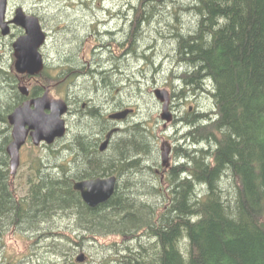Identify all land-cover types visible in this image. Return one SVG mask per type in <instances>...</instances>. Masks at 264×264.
Wrapping results in <instances>:
<instances>
[{"label": "trees", "instance_id": "trees-1", "mask_svg": "<svg viewBox=\"0 0 264 264\" xmlns=\"http://www.w3.org/2000/svg\"><path fill=\"white\" fill-rule=\"evenodd\" d=\"M175 1L139 0L128 6L133 14L128 31L131 53L137 55L144 43L140 27L150 25L163 3L174 6ZM179 8L196 21L187 31L167 22L173 29L176 62L183 68L176 77L186 88L211 93L215 109L208 114L188 110L184 122L179 121L187 129L181 138L190 143L175 146L179 160L161 165L163 177L149 164L155 136L143 123L117 133L110 147L101 151L92 133L106 121L96 117V110H83L84 115L90 113L89 119L84 117L82 130L65 148L71 161L64 152L65 160L56 152L36 154L21 173L19 192L7 152L12 140L8 115L29 97L19 87L31 76L16 73L13 65L11 71H0V82L12 88L8 92L1 86L7 93L0 98V237L12 228L55 236L48 245L51 253L36 252L32 264H79L68 245L84 233L121 238L104 245L108 253L99 264H264V0H193ZM81 70L70 65L65 76L74 78ZM88 73V85L108 75L91 68ZM114 74L120 75L117 69ZM35 77L44 82L54 78L46 68ZM44 91L43 85L35 84L30 96ZM147 169L156 177H146ZM114 174L115 193L97 207L89 206L74 189L76 180ZM145 194L159 200L151 202ZM56 215L69 216L74 221L71 230L56 233L51 224L42 230ZM58 238L68 240L65 250L62 242H55ZM136 240L138 246H132Z\"/></svg>", "mask_w": 264, "mask_h": 264}, {"label": "rangeland", "instance_id": "rangeland-1", "mask_svg": "<svg viewBox=\"0 0 264 264\" xmlns=\"http://www.w3.org/2000/svg\"><path fill=\"white\" fill-rule=\"evenodd\" d=\"M9 1L10 4L8 3V18L13 17L15 14L14 11L16 8H18V6L22 7L26 12H37L39 13V18L43 28L47 33H49L48 41L43 46L42 52L45 58V68L47 69L49 76H54V78H50L48 83L41 81L35 76H31L29 78H25L24 82L27 83L26 85L30 88V90L33 86H35V84L43 85L45 90L47 87L50 89V95L52 97L64 99L66 85H69L73 91L81 93V87L88 85L86 82L85 84L84 81L92 80L90 77L86 78L85 76L81 77L80 75L69 79V75H67L68 77L65 76V71L68 70L70 65H75L76 67L80 66L81 68L85 69L84 71L93 67L90 65L91 60L94 58V54H92L91 51L95 49L100 52L101 50L99 48L96 49L97 46H95V43H98L99 41H108V37L104 34L100 35L98 33V29L100 32L104 33L110 26V23L105 26V24H99L97 21L110 22L111 20L115 22L114 24L118 22L122 25L126 21V28L127 31H129V22H127L125 19H122L124 17H128V20H131L133 14H131L129 11L128 6H131V4L136 6V2L139 0ZM191 1L193 0H176L174 6L170 2H167L166 4L163 3L161 5L162 7L158 9L154 19L150 21V25L146 24L144 26L147 29H144L145 40L140 49L141 52L143 49L147 48L149 43L155 45L154 50L157 54L155 55L157 67L154 69V66H146L143 59H139L137 55L130 53L132 58L129 57L128 60L126 59L127 66L125 68V76L124 78L122 77L124 79L123 82L125 83L126 88L121 87V85H116L115 87L116 98L114 107L126 106L136 108V116H134L133 119H130L129 126H132L135 123H143L149 129V132L155 136V153L149 157V164H154V168H156V166L159 164L163 165L161 147L165 146V143L167 142H169V144L172 146H176L177 144L185 145L186 141H183L181 137L182 134H184L183 132L187 130L185 128V124L180 125V122H183V120H179L180 122L178 121L177 123H172L166 122L161 118L162 102L156 97L154 92L155 89H167L171 93V99L172 97L175 98L177 112L181 118L187 117L188 110H196L198 112L200 111L204 113L212 112V109H215L214 99L211 93L207 91L200 92L193 88H186L183 84L184 82L176 77L182 74L183 68L179 67L180 65H178L176 62L175 42L174 38L171 36V30L173 29L169 27L167 22L173 21L177 23L180 28L183 27L185 31L193 30L196 21L195 16L189 11L179 8V6L182 7L188 5L191 3ZM86 8L88 10H86ZM94 21L96 22L94 23ZM95 28H97L96 31ZM21 30V28H16L13 30L15 35L13 34L7 37L3 36L0 32V71H2V69L11 71V65H13L14 71L16 72L14 66L15 57L13 54L12 43L15 37L20 34ZM90 34H93L94 36H91ZM162 34H164L166 37L160 36ZM92 47L94 48L92 49ZM84 49H86V51H84ZM103 54L98 53L95 58L102 56L103 60H106V57H108L107 51H105ZM137 62L139 64H137ZM143 67L145 68L143 69ZM0 77H2V75H0ZM116 77L113 79L114 82L118 81L117 79L119 76ZM55 78L59 79L56 80ZM2 85L7 87L6 83L0 82L1 99H3L7 93L6 89L1 87ZM91 85L92 83H90L88 86ZM183 89L185 91L182 92ZM7 90L10 92L12 90L11 86H8ZM176 92L177 94H175ZM119 101H124L125 104L123 105L119 103ZM79 105L81 106V103L72 104L74 108H79ZM212 105H214V107ZM191 106L192 109H190ZM70 119L73 130L71 135H74V133L82 130L81 125L83 124L85 118L84 116H81V119L83 120H80L79 116L71 115ZM165 124H167V126H165ZM92 134L94 135L95 132ZM65 142L66 140H63V138L58 139L52 145V148L45 147L44 145L35 147L32 142L25 144L21 150V163L15 178V188L19 192L23 190L20 185V182L22 181L21 173L28 168L29 163L31 164L36 154L40 152L44 155L56 152V154H60L59 157L63 160L67 158L66 161H71L72 155L68 154L69 151L65 149ZM63 152L66 158L62 155ZM174 156V152H171L169 157L170 164H173L175 161L179 160ZM145 173L146 177H150V174L153 173L154 177H156L153 169H147ZM152 178L153 177H151L150 180H152ZM144 197L147 199L149 198L151 202L159 200L158 196L155 194H145ZM51 220L56 221L55 225L50 223L52 225L51 227H53L52 230H54L56 233L61 232L65 234V232L71 230L69 226H74L71 224L74 221L69 216L56 215L54 218H51ZM42 227H44L42 230H49V227H47L46 224L42 225ZM78 236L80 237L75 236L74 241H70L69 245L67 244L68 240L65 238H58L55 240V242H62L63 250H65L66 245L73 247L72 252L74 260L79 255V253L85 252L87 258L85 262L79 264H99V262L102 260V256L108 253V251L106 252L104 249V245L108 247L114 242L117 243L121 241V238L117 237L116 235H108L103 237L95 236L93 238L92 235L84 233L82 236ZM54 237V235H50V237H42L40 235V230L12 228L4 236L0 237V264H32L36 252L40 254L51 253L47 252V250L49 248L48 245L54 241ZM139 241L140 240L131 241L130 244L132 246H138ZM52 255L56 258L57 253L52 252Z\"/></svg>", "mask_w": 264, "mask_h": 264}, {"label": "water", "instance_id": "water-1", "mask_svg": "<svg viewBox=\"0 0 264 264\" xmlns=\"http://www.w3.org/2000/svg\"><path fill=\"white\" fill-rule=\"evenodd\" d=\"M9 0H0V32L3 36H10L13 27H21L24 33L14 39L12 43L15 57V70L18 74L37 76L45 69V58L42 52L47 42V32L43 28L39 16L27 13L18 7L12 18H8ZM20 91L25 96H30L31 90L27 85H20ZM156 97L162 102L161 118L166 122L173 119L170 111L171 93L167 89H155ZM69 110L67 101L50 95L47 87L43 94L25 99L16 106L8 115L12 126V140L8 144L7 152L10 157L11 174L16 176L21 163V149L30 138L35 146L42 144L51 145L67 133L65 114ZM130 109L116 112L111 115L117 120L125 119L131 112ZM118 128L110 131L100 149H107L110 139ZM170 145V144H169ZM172 149L165 145L161 148L162 163L169 166V157ZM118 177H97L78 180L74 189L81 193L83 200L91 207L107 202L115 193ZM87 256L79 253L76 262H85Z\"/></svg>", "mask_w": 264, "mask_h": 264}, {"label": "flooded vegetation", "instance_id": "flooded-vegetation-1", "mask_svg": "<svg viewBox=\"0 0 264 264\" xmlns=\"http://www.w3.org/2000/svg\"><path fill=\"white\" fill-rule=\"evenodd\" d=\"M28 13H32V14H35V15H38L39 16V13H37V12L30 11ZM124 19L127 20V22H129V24H131V20H128L129 19L128 17H124L122 20H124ZM151 20H153V19H150V21ZM146 21L147 20L142 19V22H146ZM95 22L96 21H94V23ZM97 22L99 24H102V25L105 24V26L110 23L109 28H107L108 30L105 31L106 33L105 32L104 33H101L99 31V29H98V33L100 35H102V34L106 35L108 37V41L107 42H100L99 41L98 43H95V46H97L96 49L99 48L101 50H100V52H98L97 50L93 49L94 47H92L93 51H91V53L94 54V58L91 60L90 65L93 66L91 69H96V70H100V71H109V72H108V75H107L106 79H102L100 82H97L96 81L91 86H87V85H84V87L82 86L83 88L81 87V89H82V92L81 93L80 92L73 91L70 88L69 85H66L65 86L64 99L67 101V103L69 105V110H68V112L64 116L65 117V120H66V125H67V133L63 137V140H66L65 147L67 149H68V146H67L68 142L70 141L69 143H71L72 140H73V135H71L73 133L72 126H71L72 122H71V119H70L71 115H74V116L78 115L80 117V120H82L81 119V116H84L85 118H88L89 117V114H90V113H87V115L86 114L84 115L82 113L83 110L84 111L96 110L97 111L96 116L99 117L101 120L106 121L105 122L106 125L103 128H100V129H96L95 128V130H94V132H95L94 137H96L97 139H99L98 140L99 141V148H100L102 142L106 140V137H107V135H108V133L110 131L114 130L115 128H118V130L116 131V134L119 133V132H121V131H124L126 128L129 127L130 119H133L134 116H136V108H129V107H126V106H122V107L117 106V107H114V102H115V98H116L115 85H122L123 88L125 87V83L123 82V80H124L123 78L125 76V68L127 66L126 65V62L127 61H125V60L126 59L127 60L129 59L130 53H131V51L129 50V41L130 40H127L129 38L127 37L128 36V31H127V28H126V21H125V23L123 25L120 24V23H118V22H116V24H114L115 22H113L111 20H110V22H108V21H104V22L97 21ZM145 25L146 24H144L143 26L140 27L142 29V31H144V29H147L146 27H144ZM16 28H21V27H13V30L16 29ZM21 29L22 30L20 31V34L19 35H21L22 33H24V29L23 28H21ZM96 30H97V28H95V31ZM13 34L15 35V33H13ZM19 35H17L15 38H17ZM90 35L91 36H94L93 34H90ZM48 37H49V33H47V41H48ZM141 44L143 45V42H141ZM123 45H124V47H123ZM141 47L142 46L138 47L139 48L138 49L139 53H137V54H138V56L143 57L142 59H143L145 65L146 66L148 65V66L157 67L156 56H155L157 54H156V51L154 50L155 45L149 43L148 46H147V48L143 49L140 52ZM104 49H106L107 50V53H108V57H106V60H103L102 56H100L98 58H95L98 55V53L103 54L106 51ZM84 51H86V49H84ZM110 52L112 54H110ZM109 56H111V57L113 56L112 57L113 59L111 57H109ZM114 56H116L119 59L118 62L115 61V57ZM123 56L126 57V58H124ZM121 59H123L124 61H121ZM100 61H101V63H100ZM118 67H119V73H120V75H119V78L117 79L118 82L115 83L114 80H113L114 77H115L114 76L115 75L114 72H116V69H118ZM82 69L83 70L80 71L81 72V75L80 76H85L86 77L87 75H89L88 70L84 71L85 69L84 68H82ZM143 69H144V67H143ZM121 75L123 77L122 78L123 80L121 79ZM98 96H100V97H98ZM30 97H33V96H29L28 98H30ZM94 97H96V98H94ZM98 99H99L100 102L98 101ZM92 102H94V103L92 104ZM73 103H76V104L81 103V106L79 105V108H77V107L74 108L72 106ZM119 103H121L123 105L125 104L124 101H121V102L119 101ZM104 105H106V106H104ZM176 105L177 104L175 103V98L172 97L171 103H170V111H171L172 116H173V119L171 121L172 123H177L180 119L183 118V117L181 118L178 115L177 108H176L177 106ZM91 106H92V108H91ZM126 108L127 109H130V110L132 109V111L130 112V114L125 119L117 120V119L111 118V115L112 114H114L116 112H119L121 110L123 111ZM190 109H192V106H191ZM165 126H167V124H165ZM116 134L114 132L112 136H116ZM111 139H112V137H111ZM111 139H110V142H111ZM28 142H32V140L29 138L28 141H27V143ZM110 142H109V145H108L107 148L110 147ZM165 145L170 146L171 149H172V152H174L175 146H172L171 144L169 145V142L165 143ZM160 168H162V166L160 164L156 166V173L159 174V175H162V177H163V171L164 170H163V168L162 169H160ZM106 177H108V176H106ZM86 179H91V178H86ZM83 180H85V179H83ZM76 181H78V180H76ZM50 223H52L53 225H55L56 224V221L55 220H51L48 224H46V226H49Z\"/></svg>", "mask_w": 264, "mask_h": 264}, {"label": "bare ground", "instance_id": "bare-ground-1", "mask_svg": "<svg viewBox=\"0 0 264 264\" xmlns=\"http://www.w3.org/2000/svg\"><path fill=\"white\" fill-rule=\"evenodd\" d=\"M192 2V1H191ZM198 2V1H197ZM115 3V2H114ZM9 4H10V1H9ZM36 7V6H35ZM86 10H88L87 8H86ZM16 11V10H15ZM14 11V12H15ZM28 13V12H27ZM69 16H71V15H69ZM78 17V16H77ZM53 19V18H52ZM65 19V18H64ZM71 19V18H70ZM73 21V20H72ZM70 22H71V20H70ZM48 23V22H47ZM73 23V22H72ZM68 25V24H67ZM72 25V24H71ZM69 26V25H68ZM70 27V26H69ZM69 29V28H68ZM70 30V29H69ZM104 31V30H103ZM69 32V31H68ZM102 33V32H101ZM106 33V32H105ZM113 33V32H112ZM118 33V32H117ZM71 34H72V31H71ZM70 35V34H69ZM131 36V35H130ZM134 36V35H133ZM132 36V37H133ZM105 37V36H104ZM119 37V36H118ZM128 37V36H127ZM111 38V37H110ZM125 38V37H124ZM112 39V38H111ZM118 39V38H117ZM127 40H129V39H127ZM118 41V40H117ZM116 41V42H117ZM136 42V41H135ZM112 43V42H111ZM128 43V42H127ZM125 44V43H124ZM139 44V43H138ZM120 47V46H119ZM123 47H124V45H123ZM135 47V46H134ZM115 48V47H114ZM117 48V47H116ZM133 48V47H132ZM130 49V48H129ZM139 49V48H138ZM104 50H106V49H104ZM107 51V50H106ZM131 51V50H130ZM122 52V51H121ZM132 52V51H131ZM110 54H112L111 52H110ZM104 55V54H103ZM108 55V54H107ZM136 55V54H135ZM138 55V54H137ZM109 57H111V56H109ZM113 57V56H112ZM111 57V58H112ZM124 57V56H123ZM131 57V56H130ZM134 57V56H133ZM124 58H126V57H124ZM132 58V57H131ZM139 58V57H138ZM113 59V58H112ZM101 60V59H100ZM137 60V59H136ZM102 61V60H101ZM101 61H100V63H101ZM121 61H124L123 59H121ZM125 61H127V60H125ZM142 61V60H141ZM105 62V61H104ZM122 63V62H121ZM127 63V62H126ZM130 63V62H129ZM135 63H136V61H135ZM137 64H139L138 62H137ZM151 65V64H150ZM107 66V65H106ZM109 66V65H108ZM131 66V65H130ZM137 66H139V65H137ZM148 66V65H147ZM80 67V66H79ZM132 67H134V66H132ZM104 68V67H103ZM145 68V67H144ZM151 68V67H150ZM149 68V69H150ZM129 69V68H128ZM132 69V68H131ZM154 69H155V67H154ZM115 70V69H114ZM127 70V69H126ZM140 70V69H139ZM94 71H95V69H94ZM99 71V70H98ZM117 71H119L118 69H117ZM130 71V70H129ZM137 71H138V68H137ZM80 72V71H79ZM97 72V71H96ZM104 72V71H103ZM109 72V71H108ZM133 72V71H132ZM130 73V72H129ZM135 73V72H134ZM185 73V72H184ZM141 74V73H140ZM85 75V74H84ZM99 75V74H98ZM131 75V74H130ZM135 75V74H134ZM133 75V76H134ZM104 76V75H103ZM112 76V75H111ZM138 76H140V75H138ZM81 77H83V76H81ZM129 77V76H128ZM117 78V77H116ZM121 78H122V75H121ZM132 78V77H131ZM135 78V77H134ZM101 79V78H100ZM130 79V78H129ZM137 79V78H136ZM120 80V79H119ZM123 80V79H122ZM131 81V80H130ZM129 81V82H130ZM139 81V80H138ZM137 81V82H138ZM142 81V80H141ZM118 82V81H117ZM115 83H116V81H115ZM135 83V82H134ZM130 84H132V83H130ZM74 85V84H73ZM140 85V84H139ZM142 85V84H141ZM116 86V85H115ZM117 86H120V85H117ZM122 86V85H121ZM123 87V86H122ZM139 87V86H138ZM124 88H126V87H124ZM139 89V88H138ZM199 91V90H198ZM201 92V91H200ZM203 92V91H202ZM176 94V93H175ZM187 96V95H186ZM98 97H100V96H98ZM94 98H96V97H94ZM100 99V98H99ZM99 99H98V101H99ZM100 102V101H99ZM98 102V103H99ZM103 102V101H102ZM94 102H92V104H93ZM107 103V102H106ZM111 103V102H110ZM183 104V103H182ZM90 105V104H89ZM181 105V104H180ZM104 106H106V105H104ZM213 107H214V105H212ZM91 108H92V106H91ZM107 108V107H106ZM129 108H131V107H129ZM178 108H180V107H178ZM101 109V108H100ZM110 109V108H109ZM127 109V108H126ZM182 109V108H181ZM211 109V108H210ZM214 109V108H213ZM212 109V110H213ZM105 110V109H104ZM103 110V111H104ZM132 110V109H131ZM100 111V110H99ZM122 111V110H121ZM203 111V110H202ZM211 111V110H210ZM180 112H181V110H180ZM184 112V111H183ZM200 112V111H199ZM198 112V113H199ZM204 113H207V112H204ZM213 113V112H212ZM80 114V113H79ZM203 114V113H202ZM208 114V113H207ZM101 115V114H100ZM78 116V115H77ZM94 116V115H93ZM97 117V116H96ZM112 118V117H111ZM184 118V117H183ZM89 119V118H88ZM101 120V119H100ZM179 120V119H178ZM180 120H183V119H180ZM101 122V121H100ZM104 122V121H103ZM183 122H184V120H183ZM185 124V123H184ZM186 125V124H185ZM133 126V125H132ZM131 126V127H132ZM122 132V131H121ZM184 133V132H183ZM89 134V133H88ZM87 134V135H88ZM115 134H116V132H115ZM178 135V134H177ZM182 135H184V134H182ZM80 136V135H79ZM112 137H114V136H112ZM186 137V136H185ZM12 138V137H11ZM153 139V138H152ZM10 141V140H9ZM189 141V140H188ZM187 142V141H186ZM8 143H10V142H8ZM112 143V142H111ZM188 143V142H187ZM190 143V142H189ZM188 143V144H189ZM188 144H186V145H188ZM178 145V144H177ZM179 146V145H178ZM197 146V145H196ZM184 147V146H183ZM187 147V146H186ZM189 147V146H188ZM202 147V146H201ZM73 149V148H72ZM195 149V148H194ZM92 150V149H91ZM180 152V151H179ZM97 153V152H96ZM104 153V152H103ZM177 160V159H176ZM186 165V164H185ZM188 166V165H187ZM192 167V166H191ZM10 168V167H9ZM11 169V168H10ZM186 169V168H185ZM187 170V169H186ZM188 171V170H187ZM190 174H191V172H190ZM114 175H116V174H114ZM15 177V176H14ZM100 177V176H99ZM102 177V176H101ZM188 177V176H187ZM16 178V177H15ZM93 178V177H92ZM96 178V177H95ZM185 179V178H184ZM188 179V178H187ZM199 192V191H198ZM201 192V191H200ZM204 192V191H203ZM200 194V193H199ZM201 197V196H200ZM1 240V239H0ZM126 249V248H125ZM85 253V252H84ZM86 254V253H85ZM37 255V254H36ZM67 260V259H66ZM5 263V262H4Z\"/></svg>", "mask_w": 264, "mask_h": 264}]
</instances>
